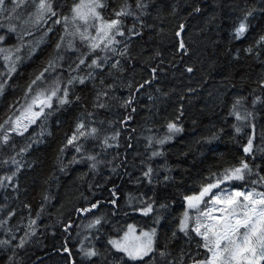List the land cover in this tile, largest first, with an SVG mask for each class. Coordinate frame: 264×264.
I'll return each instance as SVG.
<instances>
[{
	"label": "trees",
	"instance_id": "1",
	"mask_svg": "<svg viewBox=\"0 0 264 264\" xmlns=\"http://www.w3.org/2000/svg\"><path fill=\"white\" fill-rule=\"evenodd\" d=\"M38 1L18 9L19 19L0 13V48L11 49L13 61L20 57L9 78L8 53H0L6 81L0 94V241H8L0 244V264L203 259L208 254L192 222L187 235L180 231L184 198L218 182L211 193L223 187L264 192V44L257 43L264 36V0H140L143 8L137 0H100L104 21L122 8L133 13L119 17L124 35L110 46L115 52L91 51L90 41L81 39L77 27L85 26L71 11L80 0H49L56 15L39 20ZM241 22L246 30L238 37ZM88 32L97 35L95 28ZM82 55L85 63L77 68ZM96 58L103 66L89 68ZM49 61L55 69L36 84L50 86L41 91L45 98L67 88L69 103L53 97L27 131L9 130L13 121H5L29 103L35 92L29 86ZM72 77L85 83L69 85ZM169 123L181 131L169 132ZM242 163L248 164L243 179H224ZM129 225L156 230L154 251L143 260L128 259L110 243ZM88 251L97 255L88 257Z\"/></svg>",
	"mask_w": 264,
	"mask_h": 264
},
{
	"label": "snow or ice",
	"instance_id": "2",
	"mask_svg": "<svg viewBox=\"0 0 264 264\" xmlns=\"http://www.w3.org/2000/svg\"><path fill=\"white\" fill-rule=\"evenodd\" d=\"M12 3V8H8L6 4V0H0V13H7V18L12 20L14 17L19 19L20 16L18 14V9L24 7L26 3L33 2V0H10ZM106 5L101 3L100 0H89V2L85 3L84 0H80L79 3H75V6L71 9L73 16L72 20H80L84 24V30L80 31L79 27H77V31L80 34L82 40H89L90 43L88 47L91 51H95L96 49L101 50H111L113 52L116 51L115 48L110 47L115 43H119L115 39L116 35L123 36L124 32L121 30L120 25L122 21L119 19L120 16L132 15L133 13L128 10V8H122L120 11L115 12L116 19H112L111 21H104L100 16V13L97 11L98 8H103ZM144 5L137 0V8H143ZM38 20L44 18V13H50L52 16L56 15V12L53 10L51 3L49 0H39L38 4ZM251 13L249 12L248 15ZM247 17H245L246 19ZM30 19V18H29ZM65 23H67L68 18H62ZM100 20L101 23L99 27L96 26L94 21ZM60 20L54 21V23H60ZM27 23V21H25ZM3 25L0 24V27ZM89 28L96 29V36H91L88 32ZM10 31H15V27L9 26ZM246 30L245 23L241 22L239 27L236 29L237 36H242ZM51 31V29H49ZM4 37L0 36V41H3ZM63 39V38H61ZM99 41V42H98ZM101 43H103V48H101ZM258 44H264V36L260 37V40L257 42ZM60 44H57V49L60 48ZM71 47V45H69ZM180 47L183 48L184 45L181 42ZM19 51V48L16 49ZM249 52L252 51L251 48L248 49ZM11 49L0 48V53H8L4 55L5 61H10L8 66V75L9 78L12 73L16 71V62L19 61L20 57H16V60H12ZM59 58V57H58ZM79 59V64H77V68L80 64L85 63V57L82 55ZM89 68L96 67L100 68L103 65L99 62V58L92 59L91 63L87 65ZM56 67L55 61H49L48 67L44 68L43 71L36 76V78L31 82L29 86V92L32 91V85H35L37 81H42L45 78V73H48L51 70H54ZM113 68L117 67V64L112 65ZM188 71H191L189 68ZM91 75V74H89ZM4 73L0 72V94L3 93L6 81L3 79ZM74 81H78L80 84L85 83V78L82 77H72L68 80V84H73ZM60 91L59 87L54 89L49 96L44 99H41L43 93H39L38 95L32 98V103L28 105L26 111L31 113V117L29 118L30 123H34L35 119L39 117L44 112V108L52 107V98L57 97L60 104L69 103L68 100V89L65 88L62 96H57V93ZM27 99V95L25 97ZM78 99V97H77ZM39 102L40 110L39 112H32L33 105H36ZM238 103V102H237ZM101 107L103 105H100ZM11 118L5 121V123H10ZM16 127L13 128V131H19L20 128V117L16 118L15 121ZM3 126L0 125V128ZM83 123L77 126V132L81 136L84 135L83 132H80V129L83 128ZM169 132H179L181 129L175 123L168 124ZM24 131H27V125H24ZM96 129H92L94 133ZM239 131V129H237ZM22 134V133H21ZM171 137H167L166 139H170ZM77 137L73 135L71 139H69L68 143L72 144ZM9 140V136L5 134L3 136V141L7 143ZM165 141L160 140L159 143L163 144ZM79 151V147L76 149ZM252 151V140L249 139L247 146L244 148L245 153H250ZM153 155H158V153H153ZM244 169H248L247 163H242L241 167H237L232 170L231 175H225L224 179H243V171ZM151 172V169H149ZM147 175V173H146ZM8 179H11L10 177ZM261 181H264V177L260 178ZM260 181H256L255 183H259ZM219 186V182L217 184H209L207 187L203 189L200 193L199 197H188L189 207L193 208L195 205L192 203L193 200L199 201L201 200L205 194L211 193L213 188ZM241 197L243 200L241 201ZM212 202L213 204H223L224 207L219 209H209L207 212H201L200 216H205L207 221L204 222L200 219V216H197L194 227L192 231L195 232L196 236L201 237L203 243L202 245H198L203 247L208 255H206L201 260H196L195 257H192L193 264H261L264 262V192L258 191H249L247 193L243 192H234L229 195H217L212 194ZM95 207V205H93ZM147 211H151V207L149 206ZM213 211H218L221 213L219 216L212 215ZM189 216L186 212L184 214V219L180 223V231L185 232L187 235V229L189 227L188 224ZM34 223V222H33ZM96 223H100L99 220ZM129 231H133V229L129 228ZM142 236L146 238V240L141 244H129L127 243V234L124 238V242L122 241H110L113 246L118 250L126 254V256L132 260H143L144 257L149 256L150 253L154 251L153 247V237L155 236V230L153 229L151 233L144 232ZM8 243V241H0V244ZM23 241H21V245ZM86 256L92 257L96 256V251H88L85 253ZM160 255L165 256L164 252H160ZM182 264V261L180 262Z\"/></svg>",
	"mask_w": 264,
	"mask_h": 264
},
{
	"label": "rangeland",
	"instance_id": "3",
	"mask_svg": "<svg viewBox=\"0 0 264 264\" xmlns=\"http://www.w3.org/2000/svg\"><path fill=\"white\" fill-rule=\"evenodd\" d=\"M38 4H39V1L37 3V7H38ZM34 13H35V19H37L38 18V15H39L38 10L34 11ZM33 33H37V31H33L30 34H33ZM68 36L69 37H72L69 34H68ZM35 45L36 46H39V40L36 41ZM38 86H39V88H37ZM49 88H50V86L43 87L42 84H41V82H39V85L35 84L34 85L35 92L33 93L32 98L34 96L38 95L39 93H41L42 90H46V89H49ZM32 98L30 99L29 103L16 116H14L13 119H11V121H13V122L11 123V128L9 130H13V128L16 127L15 121H16V118L17 117H20V127H24V125H27L28 126L30 124L28 118L31 117V113L30 112H27L26 109H27L28 105L32 103ZM44 98L45 97L41 96V99H44ZM39 110H40V108L36 109L35 106L33 105L32 112H39ZM249 191H253V189H237V188H234V187H223L222 189H220V190H218V191L213 192V193L210 194L209 199L207 200L206 206L204 208L199 207V206H195L193 208H190L189 205H187V213H188V216H189L188 224L190 222H192L193 227H194V222H195L197 216H200V213L201 212H207L209 209H213V208L219 209L221 207H224L223 204H213L212 199H211L212 194H217V195L224 196V195H229V194L234 193V192L247 193ZM255 191H258V190H255ZM258 192H261V191H258ZM240 199L242 201L243 200V197H241ZM212 215L219 216V215H221V213L218 212V211H213L212 212ZM200 219L202 221H204V222H210V221H207V218L205 216H200ZM130 226L133 229V231H129ZM144 232L151 233L152 230H140V229L136 228L134 225H129V226L126 227L123 235L121 237L117 238V239H114V240L124 242V238H125V236L127 234V238H128L127 239V243H129V244H141V243H143L146 240V238L144 236H142V233H144ZM155 235H156V230H155ZM154 242H155V236L153 237V247H154ZM112 246H113V244H112ZM113 248L115 250H117L114 246H113ZM123 254L126 256L125 253H123Z\"/></svg>",
	"mask_w": 264,
	"mask_h": 264
},
{
	"label": "water",
	"instance_id": "4",
	"mask_svg": "<svg viewBox=\"0 0 264 264\" xmlns=\"http://www.w3.org/2000/svg\"><path fill=\"white\" fill-rule=\"evenodd\" d=\"M35 106V108L36 109H38V108H40V106H39V102H37V104L36 105H34ZM251 140H252V142H253V139L251 138ZM246 154H248V153H246ZM199 196H200V194H199ZM198 196V197H199ZM184 201L186 202V203H188L189 204V200H188V197H185L184 198ZM201 201H202V199L201 200H199V201H196V200H193L192 201V203L196 206V205H198V204H200L201 203Z\"/></svg>",
	"mask_w": 264,
	"mask_h": 264
}]
</instances>
